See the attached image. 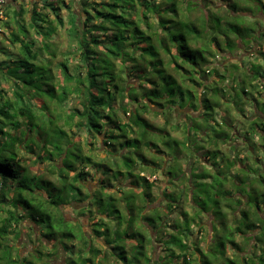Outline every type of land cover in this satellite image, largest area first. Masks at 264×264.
Listing matches in <instances>:
<instances>
[{
  "label": "trees",
  "instance_id": "16d2710c",
  "mask_svg": "<svg viewBox=\"0 0 264 264\" xmlns=\"http://www.w3.org/2000/svg\"><path fill=\"white\" fill-rule=\"evenodd\" d=\"M195 1L1 5L16 26L0 19L11 30L0 40V264H47L59 254L55 260L65 264H193L194 255L199 264H264V176H253L264 175V65L247 61L245 73L244 61L214 65L224 54L264 49V21L253 20L264 14V0H222L216 8ZM63 32L68 46L60 50ZM254 106L263 118L252 117ZM148 115L165 121L157 126ZM26 141L44 172L25 163L32 159L19 146ZM241 154L258 173L247 175ZM197 155H205L203 163ZM146 172L167 182L158 196L164 206L150 208L157 179ZM93 179L98 185L89 191ZM68 208L75 217L67 218ZM208 214L215 234L204 251L193 226ZM86 215L99 218V247L74 221ZM27 220L56 251L16 252L9 241L20 238ZM237 237L254 241L260 253L228 257L227 249L243 251Z\"/></svg>",
  "mask_w": 264,
  "mask_h": 264
},
{
  "label": "rangeland",
  "instance_id": "374dc122",
  "mask_svg": "<svg viewBox=\"0 0 264 264\" xmlns=\"http://www.w3.org/2000/svg\"><path fill=\"white\" fill-rule=\"evenodd\" d=\"M6 1V4H12L14 7L18 4H20V5H25V7H27L28 9H29V3H31V2H34L35 0H5ZM65 1H67V3L68 2H70L71 0H65ZM207 1H211L212 2V6H213V8H216V7H221V6H223L224 5V3L222 2V0H197V1H195V2H200V3H206ZM235 1V0H234ZM78 4V3H77ZM254 6H255V4H253ZM7 8V7H6ZM240 9H241V7L239 8V11L238 12H240ZM244 10H246L245 8H244ZM12 10H9V9H3L2 7H0V19H1V21H5V22H9L10 23V25H11V28H14L15 26H16V24H15V22H14V20H13V15L11 14L12 12H11ZM11 12V13H10ZM241 12H243V10L241 11ZM64 14V16L66 17V11H64L63 12ZM257 15L256 16H254L252 13H250V12H246V13H244V15L245 16H249L250 18H252L253 19V16L255 17L253 20H255V21H258L259 19H261V20H263L264 21V14L262 13V12H260V13H256ZM67 18V17H66ZM244 21H245V19H243ZM1 25V24H0ZM4 25V24H3ZM3 25H1L0 26V29H1V32H0V40H2L3 38L4 39H6L5 37H6V34H8V33H10L11 32V30H8V29H6V28H4V26ZM4 41V40H3ZM3 44H5V45H7V44H9V41L8 40H6L5 42H3ZM58 46H59V49L60 50H65L66 49V47L68 46V42H67V38H66V35H65V33L63 32L62 33V35L60 36V41H59V44H58ZM260 49L259 47L257 48H255V53H254V51H252V52H250V53H244V52H242V51H236V52H234V53H231V54H224V58L223 57H217L216 58V60H215V66H216V68L217 67H225V65H229V64H238V61H244L241 65V71H243V73H245V70L249 67V65L247 64V61H251V62H253L254 64H256V65H264V55H261L262 53H263V50H260V51H258V50ZM14 51H17V49H16V47L13 49ZM261 53V54H260ZM221 56H223V55H221ZM1 59H2V57H0ZM227 59V60H226ZM215 66H213L214 68H215ZM225 72H229V73H231V76L233 75V73H232V68H229V69H226V71ZM243 73H241V74H243ZM214 74V73H213ZM230 77V76H229ZM232 81V80H231ZM226 84H228V83H226ZM261 93H263V92H261ZM250 97V96H249ZM258 97V96H257ZM244 101H245V103H247L246 102V100L245 99H243ZM232 104H233V102H235V99H233L232 101ZM260 104L262 105V106H260V111L261 112H264V101L262 100V101H260ZM157 109V108H156ZM157 110H159V108L157 109ZM250 110V112H244V114L245 115H250V114H252L251 112V109H249ZM180 113H184V110L183 111H180ZM189 113H192L191 111L189 112ZM147 119L149 120V121H151V122H153V124H155V125H157V126H161L162 125V123H163V121H165L161 116L160 117H153V115H148L147 116ZM174 123H175V121H173L172 122V124L174 125ZM172 131V134H171V136L172 137H175V138H181L182 137V135H181V133L179 132V131H174L173 129H171ZM15 136H17V137H19L20 136V133H15ZM85 137L82 139L83 141H85ZM263 144V143H262ZM20 147H21V150L22 151H25V152H27V153H25V156L26 157H32V159H29L27 162H25L29 167H30V169H31V171L34 173V172H37V173H42V172H44L45 171V169H46V167H47V165L45 164V163H37V156L36 155H30V154H28V152H29V150H28V148H27V146H30V147H34V145L33 144H29L28 145V143H27V141L24 143V144H21V145H19ZM262 146V145H261ZM160 148L164 151L165 150V147L163 146V145H161L160 146ZM85 149H86V151H88V148L87 147H85ZM223 151H224V153H226V155L229 157V159H230V161H234V163H235V172L237 173V172H239V173H241V168H239L240 166H238V163H237V160L235 159V154L232 152V149L231 150H228L226 147L225 148H223ZM87 153H89V152H87ZM198 157H195L199 162H200V164L201 163H203V161H202V159H201V156H205V155H197ZM246 156H247V158L248 157H251V155H247V153H246ZM262 156H263V154H262ZM262 156H261V158H262ZM148 158H150V156H147ZM208 157V156H207ZM168 158V157H167ZM240 158H243V160L242 161H244V165H245V169H246V171H247V175L251 172V171H257V173H258V171H259V167L258 166H256V167H258V168H256L255 166H254V164L251 162H247V160L244 158V156L241 154V157ZM263 162H264V156H263ZM194 161V159H192V162ZM57 163H60V160H57ZM158 164H163V160L161 159V160H158ZM182 164V167H183V169L185 170V172H187V174H189V168H190V166H189V163H188V160H183V162L181 163ZM205 164V163H204ZM60 165V164H59ZM221 171H223V173L225 174H230V171L227 169H222V168H225L224 166H223V163H222V161H221ZM225 165V164H224ZM230 165H233V163H231ZM249 168V169H248ZM94 172V171H93ZM92 172V173H93ZM242 173H243V171H242ZM245 174V173H244ZM264 174V173H263ZM145 175H146V177H148L149 178V180H150V182L151 181H153V180H155V179H157V180H155L156 182H155V186H154V188H153V195H154V197H155V200H156V202H154V203H152V205L150 206V208H155V207H157V206H164V204H162V199H158V196L160 195V192H161V188L162 187H164V186H166V184H167V182H166V184H165V179H164V177H162L161 175H159V174H157L156 175V177H154V176H151V175H149V174H147V172L145 173ZM144 174H142V176H145ZM246 175V174H245ZM253 176H255L256 178H260L261 176H264V175H253ZM243 181H245L244 179H243ZM98 185V183H97V180H95V179H93V180H90V183L88 184V187L90 188H88V190L90 191L91 189H95L96 188V186ZM167 186H168V184H167ZM181 187V186H180ZM175 189V188H174ZM174 189L173 188H171L170 189V191L171 192H173L174 191ZM85 192H87L86 190H84ZM239 191H241V190H239ZM188 204H186L185 203V208H186V210H188L190 213L191 212H194L193 210H192V208H191V206H190V203L189 202H187ZM226 209V208H225ZM69 211V212H68ZM227 211V210H226ZM225 211V212H226ZM122 213H123V215L124 214H126V211L125 210H122ZM69 214V215H68ZM71 217H75V215L73 214V213H71L70 212V209L68 208L67 209V218H71ZM79 218V217H78ZM230 218H232V216H229V219ZM80 219H82V218H80ZM88 220V219H87ZM214 220H215V216H213L212 214L211 215H209V216H204V215H202L201 216V219H199L198 220V222L197 223H200V224H195L194 226H193V231H194V234H193V236H194V239L195 240H197L198 241V245H199V248L200 249H203L204 251L206 250V248H207V245H210L211 243H213V234L211 233V232H208V230L209 231H212L213 232V222H214ZM25 223H24V225H23V227H22V229H21V236H20V238H15L14 236L10 239V241H9V243L11 244V245H13L15 248H16V252H18V250H19V252L22 254V256H25L26 254H32V255H39L38 253H39V251H41V252H43V255H46V254H48V252H49V249H47L45 246H44V241H43V243H41V240H40V236H39V233H40V230L38 229V228H35L34 227V224L32 223V222H30L29 220H27V221H24ZM207 224V225H206ZM200 225H201V227H204L205 229H201V227H200ZM85 227L87 228V231H89L90 230V228L91 227H93V222H89V223H86V225H85ZM208 228V230H207V228ZM218 228H220L221 230H222V227L221 226H219ZM201 229V230H200ZM221 230L219 231V232H221ZM90 231H92V230H90ZM208 233L210 234V236L208 235ZM258 233V232H257ZM208 240V242L206 243V241ZM236 240H237V242L239 243V245L241 246V248H242V250L243 251H238V249H236V248H234V251L233 250H231V249H227V251H226V255L228 256V257H230V258H233V259H240V258H243V256L244 255H247V254H250V253H252V255L254 254V255H258L259 253H260V250H258V248L256 249L255 248V246H253L254 245V241H252V242H249V243H245L243 240H242V238H239V237H237L236 238ZM155 243L157 244V245H162L161 244V239H160V241H157V239H155ZM212 245V244H211ZM210 245V246H211ZM46 246H48V247H51V244H47L46 243ZM210 246H208V248H207V250H209L210 249ZM99 247V246H98ZM101 248V247H100ZM176 252H177V250H175ZM61 252L63 253V251L61 250ZM158 253L160 254V256H162V257H165L166 255H168L167 253H161L160 252V248H158ZM178 253V252H177ZM207 255H209V254H207ZM57 257H62L61 256V254H59V255H57V256H55L54 257V259H57ZM72 257V255H70V254H67V256H66V259L67 258H71ZM193 259L195 260L194 262H193V264H199L198 263V261H197V255H194V257H193ZM43 260H45V258H43ZM47 260V264H48V260H50L49 258L48 259H46ZM242 262V259L241 260H239V264H242L241 263ZM64 262H61V261H58V263H56V264H63ZM120 264V263H116L115 262V260H114V258H113V260H112V258H111V260H109V261H107L105 264ZM174 264H177V263H180L181 264V262H173ZM172 264V263H171Z\"/></svg>",
  "mask_w": 264,
  "mask_h": 264
},
{
  "label": "flooded vegetation",
  "instance_id": "af4514ba",
  "mask_svg": "<svg viewBox=\"0 0 264 264\" xmlns=\"http://www.w3.org/2000/svg\"><path fill=\"white\" fill-rule=\"evenodd\" d=\"M254 110V113H253V118H255V117H261V118H263V116L262 115H260L259 114V112L257 111V109L255 108V106H254V108H253ZM252 118V119H253ZM263 169H264V167H263ZM126 188H132L130 185H124ZM164 188H165V186H164ZM182 188V186L181 187H179V189H181ZM209 215V214H208ZM90 216L89 215H86V216H82V219H80L79 221L77 220V219H75L74 221L76 222H79L81 225H82V227H83V229H84V231H85V233L87 234V236H88V238H89V240H91V239H93V243L96 245V246H99V245H97V244H99V243H102L104 240H102L101 238H99L98 237V235H97V233L94 231V229H93V227H91L90 228V230H92V231H87V228L85 227V225H86V223H89L90 222V218H89ZM79 219V218H78ZM88 219V220H87ZM99 222V218H98V220H95L94 222H93V224H95V223H98ZM207 225V224H206ZM207 228V227H206ZM207 230H208V228H207ZM213 230V232L212 231H209L208 230V232H211L212 234H213V238H214V234H215V232H214V229H212ZM210 233V234H211ZM210 234L208 233V235L210 236ZM238 234V233H237ZM236 234V235H237ZM248 235H252V232H250ZM213 241H214V239H213ZM208 242V240L206 241V243ZM214 243V242H213ZM213 243H211V244H213ZM210 244V245H211ZM210 245H207V248H208V246H210ZM52 247V246H51ZM207 248H206V250H207ZM51 249V248H50ZM49 249V252H48V254H51L53 251H56L54 248H53V250H50ZM209 251V250H208ZM20 253V252H19ZM20 255H21V257H25V256H22V254L20 253ZM54 257L55 256H53V257H51L50 258V261H52L50 264H56V263H58V261L57 260H55L54 259ZM62 262V261H61ZM63 264H65V263H63Z\"/></svg>",
  "mask_w": 264,
  "mask_h": 264
},
{
  "label": "built area",
  "instance_id": "2783aa9c",
  "mask_svg": "<svg viewBox=\"0 0 264 264\" xmlns=\"http://www.w3.org/2000/svg\"><path fill=\"white\" fill-rule=\"evenodd\" d=\"M5 0H0V7L4 3Z\"/></svg>",
  "mask_w": 264,
  "mask_h": 264
}]
</instances>
